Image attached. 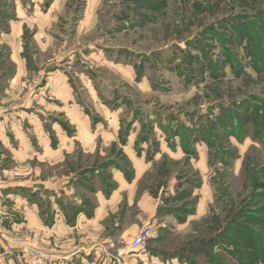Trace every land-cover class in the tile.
<instances>
[{
    "label": "rangeland",
    "instance_id": "374dc122",
    "mask_svg": "<svg viewBox=\"0 0 264 264\" xmlns=\"http://www.w3.org/2000/svg\"><path fill=\"white\" fill-rule=\"evenodd\" d=\"M4 1L21 23L6 49L23 63L19 91L32 106L39 78H59L47 100L56 110L40 109L74 139L61 162L42 163L41 178H68L55 198L67 219L89 216L114 172L133 180L131 157L143 155L138 190L158 215L146 244L195 264H264V0H19L20 18ZM4 206L0 264H39L40 249L93 241L82 228L36 239L31 226L12 230ZM125 238L101 243L116 264L143 251Z\"/></svg>",
    "mask_w": 264,
    "mask_h": 264
},
{
    "label": "crops",
    "instance_id": "0c3cea01",
    "mask_svg": "<svg viewBox=\"0 0 264 264\" xmlns=\"http://www.w3.org/2000/svg\"><path fill=\"white\" fill-rule=\"evenodd\" d=\"M4 2L0 0V201L7 206L2 209L8 210L6 213L9 215L10 223L15 221L9 227L13 230L16 226L22 229L31 226L35 239L37 234L42 237L46 231H48L46 235L53 237L57 236L58 230L68 235L73 233L74 229L82 228L87 238L91 236L93 239L91 244L85 242L81 247L66 252L40 249L39 264H47L42 261L43 257L47 258L48 264H75L71 258L72 260L80 258L82 261L80 264H116L115 260L109 259L110 255L102 248L101 243L127 241L125 235H130L131 239L143 225L154 226L158 217L155 198L148 190H138V180L144 172L141 168L146 166L144 157L143 155L131 157L133 162L139 163L140 168L137 169L135 164L133 180H127L122 172L116 171L112 175L115 187L108 194L102 186L97 185L95 193L92 194L95 205L90 209L89 216L84 210L74 221L67 219L66 212L62 210L63 205L61 208L55 198L60 189L68 183V178L63 181L62 178L57 180L41 178L42 163L46 162L52 167L61 162L64 155L70 153L74 139L73 133L69 134L67 129L64 132L56 120L43 117V110L40 109L56 110L52 108L53 102L47 100L52 99L51 95H57L59 78L55 76L39 78L41 83L35 93L38 100L33 102V107L26 93L22 94L19 91L24 78V74H21L23 63L17 56H10L6 49L9 48L10 36L20 30L21 23L19 19L9 21L7 5H4L6 4ZM14 2L22 12V15L16 13V18L27 17L22 6H19V0ZM51 16L52 13L49 12V17ZM23 62L26 64L25 60ZM45 92L50 96H44ZM83 128L86 127L83 125ZM31 160L34 161V166L33 169H28ZM29 172H32V175H28ZM11 173H19V176L12 178ZM46 192L50 193L49 203H45L48 212L43 213V193ZM161 226L168 227L165 224ZM11 240L12 236L8 234V242H12ZM169 253L148 243L145 251L130 253L124 256V259L127 264H187L184 260L169 256Z\"/></svg>",
    "mask_w": 264,
    "mask_h": 264
},
{
    "label": "built area",
    "instance_id": "2783aa9c",
    "mask_svg": "<svg viewBox=\"0 0 264 264\" xmlns=\"http://www.w3.org/2000/svg\"><path fill=\"white\" fill-rule=\"evenodd\" d=\"M153 232V225L146 224L140 227L128 241V249L131 251H142L147 246V241Z\"/></svg>",
    "mask_w": 264,
    "mask_h": 264
},
{
    "label": "trees",
    "instance_id": "16d2710c",
    "mask_svg": "<svg viewBox=\"0 0 264 264\" xmlns=\"http://www.w3.org/2000/svg\"><path fill=\"white\" fill-rule=\"evenodd\" d=\"M194 245H195V244L190 245L189 247H187L188 249H185V250H186V251H187V250H192V249L195 250V246H194ZM192 246H193V247H192ZM185 250H184V251H185ZM186 251H185V252H186ZM195 252H196V251H195ZM181 253H182V251H174V252H172V253H169L168 255H169V256L177 257V258L180 259V260H181L182 258H183V259L185 258L186 261L189 262L190 264H195L194 259H193L194 257H191V256H189V255H186V256H185L183 253H182V254H181Z\"/></svg>",
    "mask_w": 264,
    "mask_h": 264
}]
</instances>
